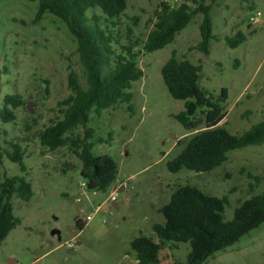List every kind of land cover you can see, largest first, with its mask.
Masks as SVG:
<instances>
[{
  "label": "rangeland",
  "instance_id": "374dc122",
  "mask_svg": "<svg viewBox=\"0 0 264 264\" xmlns=\"http://www.w3.org/2000/svg\"><path fill=\"white\" fill-rule=\"evenodd\" d=\"M162 0H127V9L114 28L116 53L121 45L135 44L137 64L143 77L132 84V112L127 104L90 113L94 131V155L111 156L121 187L114 202L106 192L81 188V163L67 147L49 151L38 133L59 117L58 103L72 94L68 74L72 70L85 89L84 71L76 41L66 26L51 14L36 19L38 4L27 0H0V107L5 95L18 94L24 105L15 109L16 119L0 120V147L23 149L22 173L6 155L3 175L24 176L33 195L28 202L12 197L19 224L0 245V264H132L130 242L140 234L153 237L152 225L163 223L158 209L177 186L191 185L208 195L227 196L224 217L231 220L239 204L264 192V142L231 151L226 162L208 173L182 169L170 173L166 162L182 149L179 142L198 132L186 131L173 117L183 101L173 99L160 74L175 51L177 58L200 64L199 84L217 97L224 88L225 117L219 123L240 135L264 119V0H215L210 17L215 39L209 54L197 49L201 14L195 15L171 44L146 53L142 46L153 29ZM208 5L210 0H196ZM258 12L253 21L251 15ZM104 27L100 10H91ZM131 29V33H128ZM238 31L246 39L236 48L225 41ZM107 70L104 68L103 72ZM103 75V74H102ZM202 130V129H200ZM76 129L72 135L82 134ZM101 140L102 142H98ZM81 191H83L81 193ZM91 221L85 218L93 214ZM83 223L82 231L76 221ZM58 230L59 235H52ZM73 240L74 249L66 242ZM188 243L162 249L160 264H185ZM203 264H264V222Z\"/></svg>",
  "mask_w": 264,
  "mask_h": 264
},
{
  "label": "trees",
  "instance_id": "16d2710c",
  "mask_svg": "<svg viewBox=\"0 0 264 264\" xmlns=\"http://www.w3.org/2000/svg\"><path fill=\"white\" fill-rule=\"evenodd\" d=\"M27 1L37 2V20L48 13L66 26L76 41L86 82L83 89L76 74L72 70L69 72L68 87L72 94L58 103L59 117L38 133L39 142L49 151L69 148L81 163L79 175L85 188L104 193L116 182L118 170L111 156H96L92 152L95 142L94 131L88 127L90 113L93 111L100 115L102 111L122 103L127 104L128 111L132 112V84L143 77V71L137 64L139 52H135V44L121 45L118 53L114 49V45L119 44L114 28L127 9V0ZM214 1L203 5L196 0H184L174 10H169L161 2L153 29L143 43V51L154 52L171 44L190 20L201 14L197 49L208 55L209 42L215 39L210 17ZM97 9L104 18V27L99 16H88L89 11ZM245 39V35L238 31L232 37H226L225 41L230 48H236ZM104 68L106 72H103ZM201 69L200 64L177 58L175 51L160 69L169 95L184 103L183 110L173 115L174 119L186 131L199 130L179 142L183 144L181 151L166 162L170 173H178L182 169L208 173L226 162L231 151L264 142V119L240 135L231 134L226 127L219 125L225 117L227 91L223 88L214 97L202 88L199 84ZM23 105L18 94L5 95L0 107L1 122H13L16 119L15 109ZM76 129H82V134L72 135ZM10 146L12 150L8 153H3L0 147V164L6 155L25 173L22 147L18 144ZM32 195L31 184L24 176L3 175L0 181V245L19 224L13 213L12 197L28 202ZM227 202V196L208 195L191 185L177 186L169 201L158 209L164 221L152 225L154 238L140 234L131 240L135 264H160L162 249L180 243L190 246L185 264H203L216 252L224 251L264 222V192L241 202L231 220L224 217ZM76 226L79 231L84 228L79 220Z\"/></svg>",
  "mask_w": 264,
  "mask_h": 264
},
{
  "label": "built area",
  "instance_id": "2783aa9c",
  "mask_svg": "<svg viewBox=\"0 0 264 264\" xmlns=\"http://www.w3.org/2000/svg\"><path fill=\"white\" fill-rule=\"evenodd\" d=\"M161 2L164 3V4L168 7L169 10H174V9L178 8V7L184 2V0H162ZM258 16H259V13L256 12L255 15H251V16L249 17V20L254 22V20L257 19ZM80 187H81V188H83V187L85 188V183H84V182H81V183H80ZM120 188H121V187L119 186V184H117L116 182L113 183V184L111 185V187L109 188V189H110V193L108 194V197H107L106 200H107V201H110V202H114V201L116 200L117 193H118V191L120 190ZM82 192H83V191H81V193H82ZM98 210H99V207L96 209V211H95L93 214H89V215H87L86 218H85V223L91 221L92 218H93V215H94ZM66 245H67V248L70 249V250H71V249H74V247H75V246H74L75 243H74L73 240L66 242ZM12 264H13V263H12Z\"/></svg>",
  "mask_w": 264,
  "mask_h": 264
},
{
  "label": "crops",
  "instance_id": "0c3cea01",
  "mask_svg": "<svg viewBox=\"0 0 264 264\" xmlns=\"http://www.w3.org/2000/svg\"><path fill=\"white\" fill-rule=\"evenodd\" d=\"M80 223H82V222L80 221ZM7 262H11V264H12V263H14V260H8ZM131 263H132V264H135V263H136V258H134V259L131 261Z\"/></svg>",
  "mask_w": 264,
  "mask_h": 264
},
{
  "label": "water",
  "instance_id": "95a60500",
  "mask_svg": "<svg viewBox=\"0 0 264 264\" xmlns=\"http://www.w3.org/2000/svg\"><path fill=\"white\" fill-rule=\"evenodd\" d=\"M52 235H59V231L58 230H53L51 232ZM8 264H11V262H8Z\"/></svg>",
  "mask_w": 264,
  "mask_h": 264
}]
</instances>
